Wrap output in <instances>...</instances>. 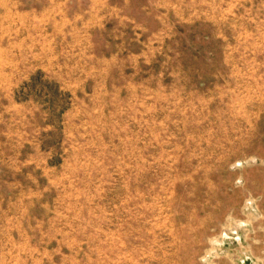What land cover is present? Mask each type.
I'll return each instance as SVG.
<instances>
[{"label":"rangeland","instance_id":"374dc122","mask_svg":"<svg viewBox=\"0 0 264 264\" xmlns=\"http://www.w3.org/2000/svg\"><path fill=\"white\" fill-rule=\"evenodd\" d=\"M175 2L109 85L0 52V222L26 264H264V0Z\"/></svg>","mask_w":264,"mask_h":264},{"label":"crops","instance_id":"0c3cea01","mask_svg":"<svg viewBox=\"0 0 264 264\" xmlns=\"http://www.w3.org/2000/svg\"><path fill=\"white\" fill-rule=\"evenodd\" d=\"M175 3V0H0V38L6 35L0 52H5L7 70L12 72L43 69L66 86L109 85L117 79L115 71L128 61L124 56L121 58L124 52H130L137 65L141 57L146 60L157 51L158 21L168 20L175 13ZM26 54L31 58L28 63ZM85 95L94 100H109V94L99 89ZM12 225L0 222V264H26L29 258H25L22 246V253L15 250L18 240L10 238L12 233L8 232L20 225Z\"/></svg>","mask_w":264,"mask_h":264}]
</instances>
